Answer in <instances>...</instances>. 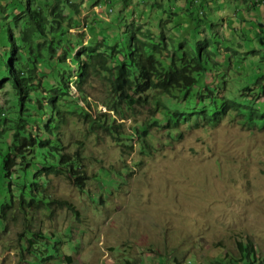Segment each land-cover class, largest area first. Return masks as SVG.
Segmentation results:
<instances>
[{
    "label": "rangeland",
    "instance_id": "374dc122",
    "mask_svg": "<svg viewBox=\"0 0 264 264\" xmlns=\"http://www.w3.org/2000/svg\"><path fill=\"white\" fill-rule=\"evenodd\" d=\"M7 1L0 49L14 25L12 2L23 7L22 0ZM83 3L69 34L82 33L84 46L95 43L94 33L107 38V26L122 23L116 41L127 49L140 25L158 42L165 36L166 50L155 53L165 68L188 61L190 70L204 72L191 89L163 98L166 113L151 98L108 110L109 84L97 75L84 85L89 105L59 103L57 136L66 152L82 156L89 179L80 190L50 174V205L9 211L0 220V264L227 263L226 256H238L242 235L264 254V126L254 127L233 108L264 121V96L250 101L264 84V7L252 0H111L109 11L104 0ZM135 36L142 39L137 30ZM8 48L1 50L7 57ZM6 75L0 67V79ZM13 104L7 81L0 116L10 117ZM222 106L229 108L223 116ZM79 107L99 123L91 127ZM108 172L113 180L103 183ZM55 200L70 202L77 215Z\"/></svg>",
    "mask_w": 264,
    "mask_h": 264
},
{
    "label": "trees",
    "instance_id": "16d2710c",
    "mask_svg": "<svg viewBox=\"0 0 264 264\" xmlns=\"http://www.w3.org/2000/svg\"><path fill=\"white\" fill-rule=\"evenodd\" d=\"M22 2L23 7L19 10L12 2L13 10L9 13L14 25H9L5 31L8 57L1 51L5 47L4 42L0 49V67L5 68L7 73L0 79V87L9 81L14 94L12 114L10 117L5 114L0 116L1 221L9 211L15 209L50 205L53 201H47L45 194L50 174L67 177L80 190L85 187L89 177L82 168L83 158L77 151L70 153L64 150L57 129L61 117L59 103H76L77 99L86 101L84 85L91 77L102 76L108 82L109 98L104 102L108 110L115 111L123 104L131 108L151 98L156 107L166 113L163 98L168 99L175 91L191 89L198 82L196 76L204 72L190 70L188 61L180 67L172 61V67L165 68L155 56L156 52L163 53L166 50L165 36L162 35V41L158 42L149 28L143 30L140 25L135 26L131 33L127 49H121L116 41L125 30L121 28L122 23L114 26L109 24L106 28L107 38L94 33L95 43L84 46L82 33L75 38L69 34L70 29L78 26L77 15L81 11L80 5H86L84 0ZM7 5L6 0L1 5L2 12ZM5 17L7 19L8 14ZM136 30L142 34V39L135 36ZM77 47L79 50L69 57ZM70 84L77 90L76 98L71 95ZM251 89V84L243 87L248 92ZM262 96L264 84L250 101L253 104L257 97ZM233 108L246 121L252 122L254 127L264 126V121L250 119V115L239 107ZM79 109L91 127L99 123L100 118H93L88 111L81 107ZM221 109L222 113L229 110L223 106ZM163 115L160 113L157 118ZM100 116L105 117L106 114ZM146 129L138 130L146 134ZM112 180L108 172L103 183ZM55 202L67 205L77 215V210L70 202ZM236 245L239 253L237 257L226 256L227 263L220 260L215 263L264 264V254L257 250L255 242L248 235L240 236ZM69 260L70 256H67V263ZM174 264H181V261L174 258Z\"/></svg>",
    "mask_w": 264,
    "mask_h": 264
},
{
    "label": "clouds",
    "instance_id": "9594fccd",
    "mask_svg": "<svg viewBox=\"0 0 264 264\" xmlns=\"http://www.w3.org/2000/svg\"><path fill=\"white\" fill-rule=\"evenodd\" d=\"M104 3H105V5L108 7V9H109V11H111L112 10V8H111V6H112V3H111V0H104ZM3 4H5V3H2L1 5H3ZM111 4V5H110ZM99 5V4H98ZM97 4H96V6H98ZM251 5L252 6H256V7H259V6H262V7H264V3L262 2V0H252V3H251ZM71 85V84H70ZM71 87H72V89H74L75 90V93L76 94H74V95H77L78 96V93H77V90L74 88V86L73 85H71ZM82 100V99H81ZM86 103L89 105V102L86 100ZM112 111V110H111ZM228 111V110H227ZM226 111V112H227ZM225 113H222V115L221 116H223ZM217 120H219V119H217ZM216 120V121H217Z\"/></svg>",
    "mask_w": 264,
    "mask_h": 264
},
{
    "label": "bare ground",
    "instance_id": "6f19581e",
    "mask_svg": "<svg viewBox=\"0 0 264 264\" xmlns=\"http://www.w3.org/2000/svg\"><path fill=\"white\" fill-rule=\"evenodd\" d=\"M262 2L264 3V0H262Z\"/></svg>",
    "mask_w": 264,
    "mask_h": 264
}]
</instances>
